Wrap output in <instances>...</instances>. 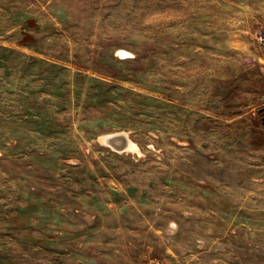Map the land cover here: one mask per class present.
<instances>
[{
    "label": "rangeland",
    "instance_id": "1",
    "mask_svg": "<svg viewBox=\"0 0 264 264\" xmlns=\"http://www.w3.org/2000/svg\"><path fill=\"white\" fill-rule=\"evenodd\" d=\"M262 29L264 0H0V264H264Z\"/></svg>",
    "mask_w": 264,
    "mask_h": 264
},
{
    "label": "bare ground",
    "instance_id": "2",
    "mask_svg": "<svg viewBox=\"0 0 264 264\" xmlns=\"http://www.w3.org/2000/svg\"><path fill=\"white\" fill-rule=\"evenodd\" d=\"M102 140L113 143V142H126V147L131 150H139V147L137 144L133 143L132 140L129 138L128 134L125 132H117V133H111L109 135H104ZM123 148V147H122Z\"/></svg>",
    "mask_w": 264,
    "mask_h": 264
},
{
    "label": "water",
    "instance_id": "3",
    "mask_svg": "<svg viewBox=\"0 0 264 264\" xmlns=\"http://www.w3.org/2000/svg\"><path fill=\"white\" fill-rule=\"evenodd\" d=\"M112 144H114L118 148H122V147H125L126 146V142H122V141H120V142H113Z\"/></svg>",
    "mask_w": 264,
    "mask_h": 264
},
{
    "label": "built area",
    "instance_id": "4",
    "mask_svg": "<svg viewBox=\"0 0 264 264\" xmlns=\"http://www.w3.org/2000/svg\"><path fill=\"white\" fill-rule=\"evenodd\" d=\"M260 41L264 44V29L261 30ZM156 264H163L162 262H156Z\"/></svg>",
    "mask_w": 264,
    "mask_h": 264
}]
</instances>
